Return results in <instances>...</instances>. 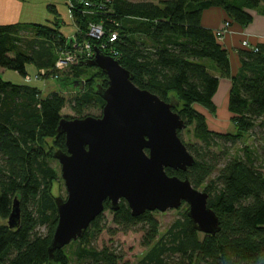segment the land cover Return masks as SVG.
Wrapping results in <instances>:
<instances>
[{"label":"trees","instance_id":"1","mask_svg":"<svg viewBox=\"0 0 264 264\" xmlns=\"http://www.w3.org/2000/svg\"><path fill=\"white\" fill-rule=\"evenodd\" d=\"M87 1L89 7L73 0L75 37L106 56L113 50L115 60L132 74L138 88L166 102L177 100L174 111L186 122V129L194 128L198 141L186 143L183 131L179 132L194 164L185 173L166 172L188 179L196 189L205 187L209 207L220 220V232L205 235L186 212L160 237L156 213L134 218L124 200L117 211L106 201L105 211L112 212L117 230L127 234L140 229L141 245L151 249L138 264H264V170L259 165V149L264 148V45L257 51H239L241 71L232 78L228 50L214 31L202 25L203 13L218 8L230 23L246 27L254 20L252 11L264 14V0ZM50 11L56 15L53 8ZM91 24L103 27L101 40L88 36ZM60 26L0 27V70L24 79L29 76L28 65L36 67L40 79L58 73L56 63L62 54L76 49ZM113 32L118 39L109 45L108 35ZM104 44L108 49H102ZM89 61L80 56V62L58 81L69 88L80 85L70 102L59 92L43 97L41 89L14 84L0 74V264H71V259L82 264H120L123 259L111 249L91 247L105 230L104 213L71 244L73 249L49 252L58 225L56 198L61 197L55 193L60 178L53 155L67 151L66 136L57 132L62 112L69 104L75 119H84L93 103L105 105L96 91L108 87L107 77L88 66ZM90 70L98 72L95 84L84 81ZM40 71L46 74L41 76ZM221 78L232 80L228 111L234 127L223 134L211 131L197 109L215 113L213 99ZM248 136L254 139L255 149L240 146ZM15 197L20 201V222L10 228Z\"/></svg>","mask_w":264,"mask_h":264},{"label":"water","instance_id":"2","mask_svg":"<svg viewBox=\"0 0 264 264\" xmlns=\"http://www.w3.org/2000/svg\"><path fill=\"white\" fill-rule=\"evenodd\" d=\"M88 66L100 69L108 87L96 92L105 105L100 117L60 121L66 152L55 151L67 198H56L58 225L49 249L52 255L81 239L110 202L117 211L124 200L134 218L147 212L166 213L188 207L187 216L205 235L220 232V220L209 207V194L188 179L169 176L171 169L187 172L194 157L179 137L187 127L177 100H161L138 88L132 74L115 59L95 52ZM20 201L13 200L10 228L20 222Z\"/></svg>","mask_w":264,"mask_h":264},{"label":"rangeland","instance_id":"3","mask_svg":"<svg viewBox=\"0 0 264 264\" xmlns=\"http://www.w3.org/2000/svg\"><path fill=\"white\" fill-rule=\"evenodd\" d=\"M121 1L127 3H134V4L142 3V2H151L153 4H159L162 0H121ZM71 4H72V0H63V4L60 7L62 13V18L59 17V19L62 20L60 23L61 25L60 29L62 30V33L64 35H66L68 38L73 39L74 46L76 50H78L79 49L78 47L84 45V42H79L78 38L75 37V34L77 32L76 30L78 29L73 21L72 12L70 11ZM55 23H57V21L54 20L53 24ZM226 23H224L223 27L216 34H218L220 31L223 32ZM130 25L132 24H129V26ZM228 33H230V28L226 30L223 36ZM87 44H89V42L85 43V45ZM252 49H257V47ZM58 62L61 61L58 60L57 63ZM73 65L74 64L71 63H65L62 66H58L59 68L58 69L56 68L58 70L57 71L58 73H54L53 75H50L49 78L47 79L37 78L36 76L39 75V72L37 71L36 67L33 65H28L27 73L29 74V76L26 79H24L19 74L8 70H0V73H2L1 76L6 81L13 82L14 84H28L32 87L41 89L43 97H47L50 93L53 92H59L60 94L66 97L68 102H70L71 100L74 99L75 96L78 95L77 92L79 91L80 85L76 84V88H69L62 86L58 81L60 78L63 77V75L68 74L67 72L70 71V68ZM97 74H98L97 70H90L86 78H84L85 79L84 81L86 83L90 81L93 84H95L97 81V78L95 79ZM102 110H103V105H97L93 103L92 107L84 115V117H88V116L100 117L102 115ZM62 116L63 118L69 120L77 118L76 115L71 110L69 104H67V106L63 110ZM228 124L229 123L224 124V126L226 125L227 127ZM229 131L231 132L234 131V127L232 125H230ZM193 132H194L193 127H189L183 131V137L186 143H195L198 141L194 138ZM240 146L243 147L247 146L252 149L256 148V145H254V139L250 136L245 137L243 139V142L240 144ZM259 154L261 160L259 165L260 166L263 165L262 169L264 170V148L259 149ZM222 163H224L223 160ZM53 167L58 172L60 178V185H58V187L55 190L56 196H61L64 199H66L67 191L64 185V181L62 180L61 177V166L59 165L58 161L56 160L53 161ZM204 189L205 187H202L200 190L204 191ZM187 210H188L187 206H182L178 210H171L166 213H156L155 217L161 224L160 237H163L167 232V230L171 227V225H173L177 220H179L182 217V215L187 212ZM104 219H105V230L98 236L96 241H94L91 244V247L97 250H103L104 248L111 249L118 256H122L123 259L120 264H138L150 252L151 249L145 248L141 245L142 232L140 231V229H136V231H132L127 234L119 232L113 223V214L111 211L104 212ZM41 231L43 232L44 230L41 229ZM72 245L68 246V251L71 248L72 249L74 248V246ZM71 264H82V263H80L76 259H71Z\"/></svg>","mask_w":264,"mask_h":264},{"label":"crops","instance_id":"4","mask_svg":"<svg viewBox=\"0 0 264 264\" xmlns=\"http://www.w3.org/2000/svg\"><path fill=\"white\" fill-rule=\"evenodd\" d=\"M62 4L63 0H0V27L17 24L59 25L62 21L59 19V17L62 18L60 8ZM50 8H53L56 15L50 11ZM252 15L254 20L246 27L230 23L222 9L213 8L207 10L202 16L203 27L215 33L223 27L224 23H230V33L218 39L229 52L232 78L237 77L241 71L242 66L239 51H249L252 48L264 45V14L255 10L252 11ZM54 20L57 23L53 24ZM214 74L217 77L219 76L218 73ZM231 88V79H220L218 92L213 99L216 108L214 114H210L207 110L197 107L198 111L207 117L208 126L211 131L222 134L231 132L229 131L230 125H232L230 122L231 115L228 111ZM227 123H229L227 127L226 125L224 126Z\"/></svg>","mask_w":264,"mask_h":264},{"label":"built area","instance_id":"5","mask_svg":"<svg viewBox=\"0 0 264 264\" xmlns=\"http://www.w3.org/2000/svg\"><path fill=\"white\" fill-rule=\"evenodd\" d=\"M82 3H84V5L86 7L90 6V3L87 0H82ZM70 11L74 8V2L72 0V4L70 5ZM72 12V11H71ZM230 28V24L226 23L223 32L220 31L217 36L218 38H221L223 36V34H225L226 30ZM88 36L93 38V39H97V40H101L104 36V29L103 27L99 26V25H89V32H88ZM118 39V35L116 32L110 33L108 35V44L109 45H113L116 43ZM247 46V44H245ZM79 49L73 52H68V53H63L61 58L59 59V61L64 62H58L56 63V68L58 69V66H62L65 63H71V64H78L80 62V56L84 57L86 60H92L95 57V51H93V49L91 48L90 44L82 45L78 47ZM102 49L106 50L108 49L107 44L102 45ZM255 51H257V49H254ZM110 57H112L113 59H116V53H114V51H110ZM41 76L46 74V71H40Z\"/></svg>","mask_w":264,"mask_h":264},{"label":"flooded vegetation","instance_id":"6","mask_svg":"<svg viewBox=\"0 0 264 264\" xmlns=\"http://www.w3.org/2000/svg\"><path fill=\"white\" fill-rule=\"evenodd\" d=\"M155 213H159V212H155Z\"/></svg>","mask_w":264,"mask_h":264}]
</instances>
